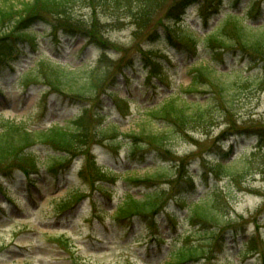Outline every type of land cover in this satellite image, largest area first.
I'll use <instances>...</instances> for the list:
<instances>
[{
  "label": "rangeland",
  "instance_id": "obj_1",
  "mask_svg": "<svg viewBox=\"0 0 264 264\" xmlns=\"http://www.w3.org/2000/svg\"><path fill=\"white\" fill-rule=\"evenodd\" d=\"M22 1L14 2L19 5ZM250 1L232 7L230 0H226L222 15L211 19V28L218 26L219 20L230 12L244 16V25L256 26ZM3 6L4 1L0 0V7ZM167 10L168 7L162 11V17ZM72 13L88 21V10L84 7L72 5ZM111 13L103 11L98 27L113 49L128 55L142 51L138 54L148 55L153 61L167 60L162 70L166 81L163 84L155 77H147L141 66L130 73L128 86L120 75L111 90L118 95L115 97L117 104L109 96L103 97L104 114L108 116L106 125L116 129L106 135L108 142L104 146L91 150L83 145L76 153L83 157L70 162L62 160L59 165L52 162L62 154L47 146L33 147L28 151L37 158L38 173L25 176L18 170L10 176L1 174L0 264H126L128 261L132 264H171L176 251L195 246H205L207 255L199 263L190 264H264V64L255 57L234 51L221 59L211 58L202 47L198 55L191 58L182 52V47L173 48L166 37L151 42L144 35H137L128 20L111 24L108 18ZM184 26L205 33L197 7L188 10ZM37 29L42 34L37 39L38 50L33 52L29 45L21 42L22 51L10 61L12 66L4 65L0 70V119L22 122L31 129L63 127L81 114V106L30 80L32 75H37L36 67L41 66L43 59L51 58L63 67L79 66L82 60L72 54L81 51L85 43L60 35L61 43L55 44L49 28L38 26ZM97 55L94 49L87 48L81 58L95 62ZM109 55L106 65L118 61V54ZM204 65L216 69V77L240 91L234 104L228 97L217 99L213 89L203 83L208 81H203L197 70ZM197 77L200 85L195 97L191 94L187 97L188 101L198 100L201 106L210 104L206 121L196 124L184 136H178L177 141L167 143V149L170 147L172 152L162 148L163 155L144 143L136 144L133 137L155 135L165 129L164 123L154 120L150 112L171 94L180 95ZM128 151L131 154L127 158ZM91 153L98 166L112 171L101 184L108 196L102 198L96 193L93 198L78 203V196L89 193L92 182L99 178L91 175ZM142 160L145 161L141 163ZM218 163L230 164L233 176L215 179L209 175L205 179V173L212 174L209 171ZM52 169L61 174L49 172ZM81 169L83 178L80 177ZM185 169L195 176L197 187L195 194L188 193L186 203L193 207L192 203L209 197L222 216L226 241L221 251L211 254L206 245L213 227L203 232L187 221L189 209L180 208L182 203L176 200L179 175ZM135 179L153 180L137 186L132 182ZM155 187L167 191L170 213L178 216L175 229L167 226L165 215L158 219L159 233L165 240L161 247L146 240L148 225L137 222L130 226V222L114 218L126 195L140 199L148 191L157 189ZM187 187L184 185V189ZM92 199L99 202L94 205ZM66 200L72 206L67 211L66 202H62ZM235 236L236 241L233 240ZM248 240L252 241L255 252L251 256H239L241 251L251 248L242 244Z\"/></svg>",
  "mask_w": 264,
  "mask_h": 264
},
{
  "label": "trees",
  "instance_id": "obj_2",
  "mask_svg": "<svg viewBox=\"0 0 264 264\" xmlns=\"http://www.w3.org/2000/svg\"><path fill=\"white\" fill-rule=\"evenodd\" d=\"M3 1L4 6L0 7V65L14 50L12 37L24 41L30 40L34 44V38H36L34 27L47 24L54 34L63 32L73 38H82L89 45L97 48L101 52L99 56L101 67L90 68L87 63H83L80 67L70 70L51 64L49 61L42 64V68L38 70L35 77L37 82L45 84L52 91L63 94L65 98L74 103L88 105L89 108L84 107L82 115L68 123L66 127L53 126L41 131L26 129L22 124L14 121L1 120L0 171L2 170V172H10L17 166L24 168V165L34 168L36 158L31 151H28L34 146H48L56 152L72 157L77 155V150L81 146L90 147L100 138L103 139L102 142L106 135L112 131L109 126H104L106 117L103 114V108L100 107L101 98L109 92L110 84L115 81L117 72L126 75L127 71L134 66L135 60L128 58V53L117 51L118 61L106 65L107 51L113 50V45L104 37L101 27H98L103 11L112 12L111 17H108L111 19V24H118L122 19L128 20L134 26V33L144 35V38L150 40L160 39L165 34L170 42L174 40L185 45L193 56L197 54L198 46L201 44L211 58L221 57L220 53L223 56L225 53L236 51L255 57L264 64V24L259 27L244 25L239 15L228 13L220 25L209 31L204 37L183 27L182 22H179L183 12L200 0H173L172 4L171 0H24L19 5L14 2L15 0ZM230 1L232 4H237L241 0ZM72 5L87 9L88 21L76 18L72 13ZM202 6V12L206 15L211 8H215L214 12L220 14L224 0H204ZM166 7L168 10L162 17L161 13ZM250 8H257L256 12L259 11V15H262L264 0H253L250 3ZM167 22L174 24L167 25ZM3 47L4 51H2ZM141 60L147 61V58L142 54ZM149 64V75H161L160 63L150 62ZM197 71L203 81H208L203 83L213 89L217 99L223 100L228 97L230 103L234 104L239 96L237 94L240 93L236 87L229 84L232 87L230 89L227 83L215 76L216 71L208 66H203ZM199 77L193 79L190 88L180 95L171 96L156 110L151 111V117L164 123L163 128L165 129L155 135L150 133L142 134L141 137H133L136 144L137 142L144 143L143 145L152 147L162 154V148L167 149V143L174 139L177 141L178 136H184L196 124L206 121L210 104L208 107H206L207 105L201 106L198 100L188 101L187 97L188 94L195 97L200 85ZM167 150L172 152L170 147ZM57 162L60 163L58 157H55L53 163ZM211 172L216 178L233 176L232 167L222 163H218ZM94 173L101 179L105 178L107 174L104 169L96 166H94ZM179 176L181 179L178 181L175 196L178 194L180 201H184L185 193L183 192L186 189H184V185L194 188V176L186 169L182 170ZM136 182L141 185L147 183L146 180ZM99 190L102 191L100 188ZM167 195L165 189L148 191L140 199L128 195L116 214L122 220L127 218L133 220L138 217L150 221L154 226L156 222L153 219L160 215L165 207ZM186 207L190 209L188 220L199 226L201 231H209V228L213 227L210 239L206 244L210 248L211 254L221 251L225 233L222 230V216L218 213L214 201L205 197L193 207L189 205ZM171 217H173L172 220L176 218L175 215H171ZM168 219L170 220V218ZM242 244L251 248L242 251L240 256H249L255 252L252 249L251 240ZM206 255L205 246L178 250L173 255L174 262L172 264L199 263L206 258Z\"/></svg>",
  "mask_w": 264,
  "mask_h": 264
}]
</instances>
